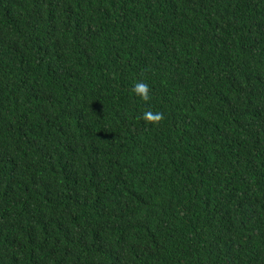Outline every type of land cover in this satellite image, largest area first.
Segmentation results:
<instances>
[{
  "label": "trees",
  "instance_id": "trees-1",
  "mask_svg": "<svg viewBox=\"0 0 264 264\" xmlns=\"http://www.w3.org/2000/svg\"><path fill=\"white\" fill-rule=\"evenodd\" d=\"M0 264H264V0H0Z\"/></svg>",
  "mask_w": 264,
  "mask_h": 264
},
{
  "label": "clouds",
  "instance_id": "clouds-1",
  "mask_svg": "<svg viewBox=\"0 0 264 264\" xmlns=\"http://www.w3.org/2000/svg\"><path fill=\"white\" fill-rule=\"evenodd\" d=\"M132 93L135 96H138L141 101L144 103H148L152 96H151V89L147 83L144 82H135L133 87L131 88ZM141 118L145 120L147 123L152 125H159L165 118L164 113L162 112H152V111H145Z\"/></svg>",
  "mask_w": 264,
  "mask_h": 264
}]
</instances>
